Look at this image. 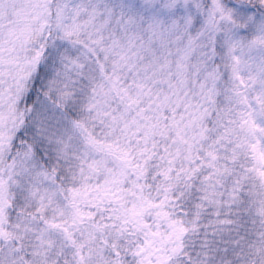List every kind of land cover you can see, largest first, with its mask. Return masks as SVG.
<instances>
[{"label":"snow or ice","instance_id":"6c2138e0","mask_svg":"<svg viewBox=\"0 0 264 264\" xmlns=\"http://www.w3.org/2000/svg\"><path fill=\"white\" fill-rule=\"evenodd\" d=\"M0 264H264V0H0Z\"/></svg>","mask_w":264,"mask_h":264}]
</instances>
